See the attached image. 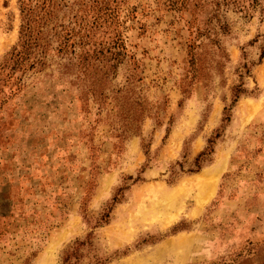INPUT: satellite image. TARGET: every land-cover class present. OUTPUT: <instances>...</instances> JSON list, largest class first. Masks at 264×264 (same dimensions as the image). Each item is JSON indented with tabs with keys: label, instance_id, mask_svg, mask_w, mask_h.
Instances as JSON below:
<instances>
[{
	"label": "rangeland",
	"instance_id": "rangeland-1",
	"mask_svg": "<svg viewBox=\"0 0 264 264\" xmlns=\"http://www.w3.org/2000/svg\"><path fill=\"white\" fill-rule=\"evenodd\" d=\"M171 1L60 0L66 49L0 67V264H264V0Z\"/></svg>",
	"mask_w": 264,
	"mask_h": 264
},
{
	"label": "trees",
	"instance_id": "trees-1",
	"mask_svg": "<svg viewBox=\"0 0 264 264\" xmlns=\"http://www.w3.org/2000/svg\"><path fill=\"white\" fill-rule=\"evenodd\" d=\"M223 1L236 8H245L244 0ZM258 1L251 0L252 3ZM170 4L177 6L176 0H172ZM59 7L60 0H18L20 17L18 40L1 62V68L24 72L42 66L45 63L46 51L53 49V41L57 42L55 49L58 52L66 49L69 32H62V26L57 27L54 22V25L49 26L52 19L56 20ZM17 80L20 81V76Z\"/></svg>",
	"mask_w": 264,
	"mask_h": 264
},
{
	"label": "bare ground",
	"instance_id": "bare-ground-1",
	"mask_svg": "<svg viewBox=\"0 0 264 264\" xmlns=\"http://www.w3.org/2000/svg\"><path fill=\"white\" fill-rule=\"evenodd\" d=\"M217 171H218V168L211 170L208 174H206V171H203L202 177L200 180H196L194 182H191L192 181V179H191L188 181L190 183H194L192 185L193 187L194 186L197 187V189L195 190V195H194L196 205H200L204 201V199L209 197V195H211V193L213 192V190L215 188ZM198 176H200V175H198ZM198 176H196V177H198ZM195 179L196 178H194V180ZM193 187H192V189H193Z\"/></svg>",
	"mask_w": 264,
	"mask_h": 264
}]
</instances>
